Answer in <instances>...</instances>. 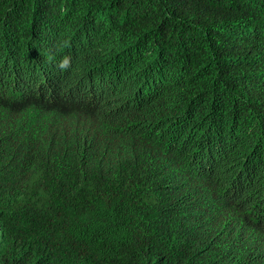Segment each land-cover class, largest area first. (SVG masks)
<instances>
[{
    "label": "trees",
    "instance_id": "16d2710c",
    "mask_svg": "<svg viewBox=\"0 0 264 264\" xmlns=\"http://www.w3.org/2000/svg\"><path fill=\"white\" fill-rule=\"evenodd\" d=\"M0 264H264V0H0Z\"/></svg>",
    "mask_w": 264,
    "mask_h": 264
},
{
    "label": "clouds",
    "instance_id": "9594fccd",
    "mask_svg": "<svg viewBox=\"0 0 264 264\" xmlns=\"http://www.w3.org/2000/svg\"><path fill=\"white\" fill-rule=\"evenodd\" d=\"M66 63H67V61H64V62H63V64H62L61 66L63 67V66H64V64H66Z\"/></svg>",
    "mask_w": 264,
    "mask_h": 264
}]
</instances>
